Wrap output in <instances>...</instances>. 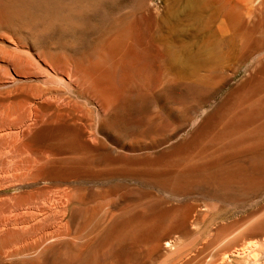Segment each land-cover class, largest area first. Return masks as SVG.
I'll list each match as a JSON object with an SVG mask.
<instances>
[{
    "label": "rangeland",
    "instance_id": "rangeland-1",
    "mask_svg": "<svg viewBox=\"0 0 264 264\" xmlns=\"http://www.w3.org/2000/svg\"><path fill=\"white\" fill-rule=\"evenodd\" d=\"M11 1L8 2V0H0V180L2 181H0V206H2L0 209L5 210L4 214L8 215L9 217H13V219L9 221L7 227L10 229H14V227H16L17 230L19 229L18 233L21 232L19 235L20 237H18L17 241L11 246H15V243H17L19 246L27 242H34L38 239H41L43 234L44 236H48L55 232H61L62 229L63 231L69 232V236L72 240L74 239V243L72 241L67 244V253L73 257V259L70 258V262L67 260L63 261L62 259V262H60L61 264H263L264 250L260 252L261 249H259L257 245L258 240L264 238V228L257 227V223L254 221L255 219H260L264 216V213H262L264 210V151L251 154H239L238 152H233L232 155L228 156H220L218 154L220 157L217 155L215 158L218 160L215 161L214 158H211L209 162L207 160L210 157H204L203 155H201V157H197L196 159L193 157L194 154L192 153V158H190L191 151L194 150V152H196L199 148L197 143H191L185 150L186 154L184 153L185 157L187 155L188 159H190L188 160L187 157H183L185 159L181 158L179 160H181V163H183V160L185 163H187L192 159L191 162L192 164L194 163V165H191V167L195 168V163L197 166L192 170H190L191 167L189 166L190 168H185L184 171H180L183 173V175L179 173V171L176 172V168H180L179 164H181L178 160L177 164L179 166L177 164V166L175 165L176 168L173 166L172 169L175 171H172L173 173L169 172V175L167 174L168 172L163 173L164 171H168L163 169L159 170L158 172H145L147 173L145 175L144 172H142L143 174H140L141 172H135V174L134 171L132 173H130V171L129 174L127 171L126 174L124 171L122 172L121 169H117L120 165L125 163V161L128 162V164L132 163L134 160L129 158L128 161L124 160L126 158L125 156L139 153L138 151L141 153L155 152L160 151L168 146L175 145V148L177 149L180 138L190 136L195 133L194 131L197 129L199 124L198 122L212 114L214 110L219 107V104L223 101L224 96L226 98L228 93L234 87L235 83L245 75V67L247 68L249 64L254 61L255 56H250L249 58L247 57L246 59H242V63L241 60H239L238 62L224 64L226 68L228 67L227 69L224 67V65H219V69L211 68L213 71H210V67L206 68L207 72H205L207 73V78L209 79L211 76V80H209V83L207 82L208 80L206 81L209 85L205 83V85L202 87L203 90L202 88L200 89V91L202 90L201 93L199 91L194 92L195 90L192 86H190V84H188V81L180 79L182 82L181 83L179 79H176L174 71L169 69L165 61L160 58L161 47L158 46L157 40L160 39L166 32L173 30L172 25L174 26L175 24L173 21H176L178 24L179 21L182 23L185 22V25L189 23L186 26H191L193 28L192 29L189 27L191 28L190 32H188V28L186 26L184 27V24L182 25L181 22L178 27L175 25L174 30L179 31L181 29L182 32L184 31L185 34L184 32H178L179 34H176V36H178L177 38L180 40H183L181 38H184V40L193 44L196 41V37H198L197 33L199 34V30L200 33L205 30L206 25L208 24L206 22L212 21L214 17L220 16L218 9L216 8L215 1L211 0V4L215 5L212 6L210 4V0H203L204 2H207V5L204 2H201L202 0H92L95 2L98 1L97 4H94L95 2H92L91 4V0H88L90 1V4L88 2V4H86L89 6V8L92 6V10L87 6L90 11L82 16L83 18L79 16V22L83 24L85 28V32H83L84 44H82L84 45V48L87 47V49L81 48V50L68 46L65 43L67 38L63 40L64 38L58 37L60 36L59 33L56 35L55 33L57 32L52 31V33L49 32L47 34V37L45 35L40 40V43L37 41V43L33 42L35 41L34 38L30 40V37H32L31 35L27 37V35L22 33L18 27L14 28L17 26L14 25L15 23H11L12 20L10 15H12V11L16 10V8L20 9L22 5L20 1ZM37 1L38 0H27V12L29 11V6L32 13L29 11L28 14L32 15L33 17H36V14L40 12L39 7H37ZM203 3L204 5L202 6ZM31 4H33V7ZM105 6L106 8H104ZM211 8H214L215 10ZM210 13V20H208L209 18L207 16ZM5 16H7V20H5ZM193 19L194 21L196 20V22H193L192 24L191 21H193ZM9 22L14 25L13 28ZM166 22H168V26H171L172 29H168L169 27L166 26ZM194 24L197 26L194 27ZM182 27L187 29L183 28V30ZM13 29H18L16 31L14 30L15 35L12 31ZM162 30L163 32H161ZM10 31L20 46H15L7 40V37L11 36ZM177 31L174 32L177 33ZM186 31L187 35L189 33L190 37H187ZM117 33H120V41L115 47L114 53L110 55L102 54V43L114 36H117ZM181 33L183 36H181ZM159 34L160 37H158ZM52 35L55 37V40ZM152 36H155L154 38H156L155 40L157 42L153 40ZM59 39H61V41ZM237 44L238 45H235L234 49L236 48L235 51L239 52L241 49V40L238 39ZM229 49L230 46L227 41L220 42V45L217 48V53L221 54L228 51ZM42 50L46 51L45 57L48 55L45 60L43 58L44 55L40 53ZM118 51H120V54H118ZM2 56L5 57L3 58ZM55 56H62L64 59L62 57L61 59L67 61L73 60L72 58H74L75 60H82L85 62L94 60V63L98 62L102 64L100 66L106 68L107 74L110 76L109 79L111 83L121 92L120 98L116 104L120 106H115L113 109L114 111L112 110L113 113L111 112L110 114L105 115L96 98L89 96L85 91H83L79 87L77 81L73 82V80L68 79L63 75L64 72L60 62L59 65L61 66L49 64L51 62L48 59H50V57H54L55 59ZM158 56L159 59L157 60ZM13 58L15 59L13 60ZM43 60L47 61V64L49 65L42 63ZM14 62H16L15 66ZM18 62H20V65ZM26 66L27 68H25ZM56 67H58V69ZM233 68L234 70H232ZM30 71H32V73H29ZM208 72L211 74H208ZM217 72H220L222 75L224 73V75L222 76ZM232 72L234 74H230ZM230 75H232L231 77L234 76L233 79L230 78ZM218 77L219 80H217ZM223 77L227 80L230 78L231 80L229 79L228 81L222 82L224 79ZM165 81L169 82L167 83ZM174 81L178 82L179 86L175 87L173 90H167L165 86ZM185 81L186 83H184ZM141 82H143V84ZM221 83L223 85H221ZM165 90L166 92H164ZM43 92L45 93L43 94ZM158 92H160V94ZM158 94L161 95V98ZM184 95H187L188 99L186 97L184 98ZM128 96L130 97L128 98ZM173 97L174 99H172ZM125 99H127L130 104H128ZM129 99H131V101H129ZM42 101L45 102L42 103ZM124 104L126 106H123ZM130 105H132L134 108H132ZM61 106L62 108H60ZM175 106H177V108H174ZM142 107L145 108L143 109ZM181 108H184L185 110H181ZM55 111H59L64 114L66 113L65 115L75 117L79 126L83 129L86 128V136L92 144L96 142V140H102L105 142V144H108L106 146L108 150L106 157H109L108 159L104 156L92 159V161L90 160L94 166H97V169L96 167L93 168V166H91L92 164L90 163V168L88 170L82 171L80 169L81 171H78L77 169V172L73 170L72 173L64 171L63 175H58L70 176L75 172L73 176L76 174L78 177H71L66 181L54 183L52 186V188L54 187L53 189H57L56 186L61 183L62 186H58L60 190L64 188H70L73 189L74 193H79L81 191L87 193L85 203L77 204L71 202L68 210H63L61 208H48V210L41 208V206L37 204L38 201L41 202L40 200H44L45 198L43 192H41L40 196L39 189L45 188L46 185H50V181H29L31 183L29 184L30 186L25 184L18 187V184H16L17 186L15 185V180L17 177L14 176L18 174L20 175V173L22 176H25V174L26 176H29L30 174L33 176L31 172H33L35 168H37L42 163L53 159L54 156H56L54 159L58 158L62 160V157L65 158L61 161V166L63 164L64 166L66 164L70 166V163L68 162L73 164L72 161L78 160L83 154H87L88 151H90L86 146L85 149L83 145V149L86 150L84 152L82 151L83 149L81 150L82 146H77L78 148L76 146L71 148L61 147L60 149H53V151H51L49 148L42 150H31L23 145L24 130L32 126L33 121L36 122V120L39 118H46ZM9 112H11L12 115H9ZM147 114H149L148 117H146ZM177 114L180 115L181 118H179ZM226 116H228V112H225L218 118V120H216L218 124ZM118 117L120 119H118ZM199 119L201 120L199 121ZM116 120H118L117 124ZM119 120L121 122L120 124ZM151 120L152 122H150ZM183 120H186L184 124L182 122ZM217 122H215V125L213 124V128L210 127V129L207 130V134L213 133L217 130L215 129ZM127 123L129 124L127 125ZM112 126H114V128H112ZM169 126L171 128H169ZM165 127L167 129H165ZM116 128L119 130L122 129V133H117ZM139 130L145 131L146 135L149 132V135H142L144 132L142 133V131L140 132ZM157 131L161 133V137L159 136L160 138L157 136L159 133L156 134ZM74 132L75 129L69 125H65L56 129V133L60 136H68ZM139 132L141 134H139ZM115 133L117 134L115 135ZM169 133H173L172 136ZM155 137L158 138L156 139ZM137 141H139V143H137ZM19 144L23 146H19ZM193 145L195 147L197 146L198 148H195ZM209 146L210 145H205L203 149V151L206 149V154L213 150V147L210 148ZM70 149L72 150L70 151ZM209 149L212 150L210 151ZM77 150L79 151V155L76 153ZM44 152H49L50 154L48 155ZM58 156H60V158ZM122 158L124 162H120L122 161ZM37 160H39L41 164L38 163L39 165H37ZM193 160L195 161L193 162ZM31 161L33 162L31 163ZM88 161H85L86 163L83 162L78 166H87V164L90 162ZM95 161L96 165L94 164ZM206 162H208L210 165ZM34 164L36 165L35 168L33 167ZM114 166L117 167V170L114 168ZM111 167L115 169L116 172H114L113 169L108 170ZM100 168L104 174L99 170ZM93 169H96V171H93ZM97 170H99L104 176L100 175V172ZM106 171L110 172L111 174L107 173ZM120 171L123 173V176L122 174H119ZM159 172L161 174H159ZM11 176H13L15 179ZM31 192L35 194H32ZM17 193L31 194L33 196L32 199H34L35 195L37 194V198L40 200L37 199L38 201L36 202L35 198V203L33 204L29 203L27 205H23V207L21 206V208L20 206L15 207L11 197ZM111 200H114L115 205L113 204L112 207L110 205L112 209H109L114 213H119L122 211L121 209L135 208L138 210L134 217L125 221L126 224L125 222L123 223V226L126 225L125 230H128L131 227L130 225H139V223L143 222V220L145 221L144 223H147L148 225L154 220V222H156L158 225V231L168 224L171 217L177 212L178 213L176 215L178 218L172 223L170 230L168 228L165 233L154 232L153 236H147L144 233L146 230H148L147 226L143 229L144 231H141L144 233L143 236H145V238L150 237L148 240L142 238L138 239V241H136L137 244H133L129 240H124L119 244L120 246H118L111 240L112 234L110 233L113 231L112 225H108V227H106L107 229L104 230L106 225L104 226L97 220L99 215H102L101 207L98 205V203H106V201L108 203ZM6 204L9 205L7 206ZM5 206L8 208L5 209ZM115 209L120 210L118 212ZM258 209L261 212L258 211L259 213H257L256 211ZM23 211H25V213ZM55 211L57 213H55ZM20 212H22V217H19ZM24 214H28V216H25ZM154 217L156 218V221ZM179 217L184 220V222L181 220L182 224ZM20 218L23 219V222L22 219L20 220ZM136 218H139L142 221L139 219H137L139 220L137 221ZM253 219L254 221H252ZM146 220L149 221L147 222ZM186 222L187 224H184ZM127 223L130 227H128ZM183 224L186 225L187 228H184L185 226ZM38 226L39 229L37 228ZM96 226L100 227L95 229V231L99 229V232H93V229ZM184 229L187 231L185 230L183 233ZM27 232H29V234H26ZM252 232L253 234H251ZM157 233L159 234L158 236H156ZM22 234L23 236H21ZM105 236L107 237L106 240ZM151 237L155 239L153 240ZM150 239L151 243L149 241ZM168 240H171L170 245L162 252L151 253L147 250L154 249L156 247L154 244H165V242ZM250 241H252L251 244ZM82 244H84V246ZM255 244L256 246L254 247ZM256 247L258 248L257 251ZM76 255L78 257H76ZM259 256L261 258H259ZM20 262L21 261L16 259H0V264H26L24 262Z\"/></svg>",
    "mask_w": 264,
    "mask_h": 264
},
{
    "label": "bare ground",
    "instance_id": "bare-ground-1",
    "mask_svg": "<svg viewBox=\"0 0 264 264\" xmlns=\"http://www.w3.org/2000/svg\"><path fill=\"white\" fill-rule=\"evenodd\" d=\"M11 0H8V2ZM14 1H20L22 3H20L21 8H16V10L12 11V15L11 16V20L9 18V20L11 21V23H15L14 25H17L14 27L13 24L12 28H16L18 27V29L24 33L25 35L28 36H32L30 37V40L32 38L35 39V41L33 42H39L40 40L49 32H57L55 33L56 35L59 33L60 36H58L59 38L62 37L64 38L63 40H65V38H67V41L65 42L68 46L74 47L75 49H79L81 50V48H84V34L83 32H85V28L83 26V24H81L79 21V16H84L88 11H90L89 9H91V7L89 8V6L87 5L90 1L88 0H38V6L39 7V13L36 14L37 16L33 17L32 15H29L28 12L30 11V7L28 6V12L26 9L27 6V0H14ZM105 1V0H104ZM207 1V0H206ZM204 2L203 0L201 2H204L205 4L207 2ZM211 1V0H210ZM209 1V2H210ZM215 1L216 3V8L218 9V12L220 14L219 17H214V19H212V21L206 22L208 23L206 25V28L204 31H202L200 33L199 30V34L197 33L198 37H196V41L191 44L189 42H187L186 40H184V38H181L183 40H180L179 38H177L178 36H176V34H179L180 32H182V30L180 29L179 31L174 30L175 29V25H177V27L180 25L176 22L173 21L174 26L173 30L166 32L165 34L162 35V37L160 39H158V46L161 47V52H160V58H162L166 65L168 66L169 69H171L172 71H174V74L176 76V79H183L188 81V84H190V86L193 87V89L196 91H199L202 93L203 90V86L205 85V83H209V80H211V76L208 79L207 78V70L206 68L210 67V71H213L211 68H218L219 65H224L226 63H234V62H238L239 60H241L242 63V59H246L247 57L249 58L250 56H255L254 61L249 64V66L246 68L245 67V75L235 83L234 87L232 88V90L228 93V96L224 99L223 101L219 104V107L217 109L214 110V112L212 114H210L209 116H207L204 119H199L200 122H198V126L196 131H194L195 133L193 135L190 136H186L183 138H180L178 145H177V149L175 148V146H168L160 151H155V152H144L141 153L140 151H138L139 153H134L131 154L130 156H125L126 158L124 160H134L132 163H129L125 161V163H123L122 165H120L118 168L116 166H114V168L116 169H121L122 172L124 171V173H126L128 171L132 173L134 171L135 172H141L140 174H143L142 172H144V175L147 174L148 172H153L156 171L158 172L159 170L163 169V170H168V171H164L168 172L167 174L169 175V172L173 171V166L176 168L177 164V160L180 161L181 163V158L185 157L186 154V148L191 144V143H197V147L198 150L196 152L191 151L190 154V158H192V155L194 154V158L197 159V157H201V155H203L204 157H210L207 161H209L211 158H216L217 155L219 154L220 156H228V155H232V153L234 152H238L239 154H251V153H256V152H263L264 151V0H212ZM212 1L210 2V4L212 3ZM88 2V3H87ZM92 1L91 0V4ZM35 3V2H34ZM87 3V4H86ZM97 2H95L94 4H97ZM204 3L202 4V6L204 5ZM12 4V1H11ZM10 4V5H11ZM90 4V3H89ZM33 7V4H31ZM207 5V4H206ZM212 5V4H211ZM19 6V5H18ZM88 6V8H87ZM114 6V4H113ZM199 6V5H198ZM215 6V5H212ZM210 7V6H209ZM14 8V9H15ZM36 8V7H35ZM97 8V7H96ZM106 8V6L104 7ZM98 9V8H97ZM158 9V8H157ZM213 10H215L214 8H211ZM7 10V8H6ZM37 10V9H36ZM92 10V9H91ZM30 13H32V11H30ZM106 13V10H105ZM213 13V12H212ZM3 14V13H2ZM35 14V13H34ZM5 15V14H3ZM104 16V15H103ZM211 16V13L207 16L208 18ZM7 16H5V20ZM4 18V17H3ZM83 18V17H82ZM81 18V19H82ZM204 19V18H203ZM105 20V19H104ZM210 20V18L208 19ZM170 21V22H171ZM192 24L193 22H196V20L191 21ZM200 22V21H199ZM144 23V22H143ZM166 26H168V22H166ZM172 23V22H171ZM177 23V24H176ZM182 23V22H181ZM185 23V22H184ZM182 23V25L184 24ZM98 24V23H97ZM189 23H187L186 25H188ZM170 25V24H169ZM181 25V26H182ZM185 24L183 25L184 27L186 26ZM99 26V25H98ZM142 26V25H141ZM164 26V25H163ZM162 26V27H163ZM197 26L196 24H194V27ZM199 26V25H198ZM112 27V26H111ZM170 29L171 26H168ZM182 27V29L184 28ZM187 27V26H186ZM191 27V26H189ZM188 28V32H190L191 28ZM205 27V26H204ZM99 28V27H98ZM136 28V27H135ZM184 28V29H187ZM16 29V30H18ZM119 29V27H118ZM161 29V28H160ZM172 29V28H171ZM178 29V28H177ZM183 29V30H184ZM193 29V28H192ZM207 29V30H206ZM15 29H13L12 31L14 32ZM15 30V31H16ZM140 31V29H139ZM160 31V30H158ZM174 31H177L174 32ZM187 31H186V35H187ZM9 32V31H8ZM19 32V31H18ZM51 32V33H52ZM163 32V30L161 31ZM179 32V33H178ZM184 32V31H183ZM182 32V33H183ZM11 36L7 37V40L9 42H11L13 45L15 46H20V44L17 43V41L15 40L14 36L12 35V32L10 31ZM181 33V34H182ZM192 33V32H191ZM8 34V33H7ZM23 34V35H24ZM118 34V33H117ZM120 34V33H119ZM119 34L117 36H114L110 39H108L107 41H104L102 43V54H113L115 47L118 45L119 41H120V37ZM161 34V33H160ZM160 34L158 37H160ZM185 34V32H184ZM15 35V32H14ZM22 35V36H23ZM114 35V34H113ZM158 35V32H157ZM191 35V34H190ZM196 35V34H195ZM21 36V37H22ZM51 36V34H50ZM53 36V35H52ZM183 36V34L181 35ZM185 36V35H184ZM192 36V35H191ZM57 37V38H58ZM109 37V36H108ZM153 37V36H152ZM155 37V36H154ZM153 37V40H155L156 38ZM157 37V38H158ZM187 37L189 36V33L187 35ZM194 37V38H195ZM54 40L55 37L53 36ZM146 38V37H145ZM18 39V38H17ZM105 39V38H104ZM187 39V38H186ZM241 40V45H240V50L239 52H236L234 47L237 44V41ZM61 41V39H59ZM58 40V41H59ZM43 41V40H42ZM56 41V42H58ZM156 41V40H155ZM156 41V42H157ZM194 41V40H193ZM227 41L229 43L230 49L224 53L218 54L217 53V48L220 45V42H224ZM36 42V43H37ZM147 42V41H146ZM154 42V41H153ZM21 43V42H20ZM27 43V41H26ZM64 43V42H63ZM83 43V44H82ZM155 43V42H154ZM42 44V43H41ZM60 45V44H59ZM58 45V46H59ZM23 46V45H22ZM148 46V45H147ZM154 46V45H153ZM156 46V45H155ZM5 48V47H4ZM22 48V47H21ZM44 48V47H43ZM158 48V47H156ZM84 49H87V47H85ZM1 50V49H0ZM238 50V49H237ZM142 51V50H141ZM92 52V51H91ZM120 54V51H118ZM158 52V51H157ZM156 52V53H157ZM41 54L44 55V60L46 55V51L42 50L40 52ZM150 53V52H149ZM220 53V52H219ZM9 54V53H8ZM79 54V53H78ZM153 54V53H152ZM158 54V53H157ZM42 55V56H43ZM108 55V56H109ZM35 56V55H34ZM50 56V55H49ZM69 56V55H68ZM116 56V55H115ZM156 56V55H155ZM3 57V56H2ZM5 57V56H4ZM3 57V58H4ZM56 57V56H55ZM59 57V56H57ZM55 58L54 57H50V62L48 61L49 64H53V65H62V69L64 72V76L68 79H71L74 81H77L79 87L85 91L89 96L96 98L97 101L99 102L101 109L103 111V113L105 115H108L112 112V110L114 109L115 106H120V105H116L119 98H120V91L111 83L108 74H107V70L105 67H101L100 63H94L93 61H82V60H75L74 58H72L73 60H63L64 57H62L63 59H61V57L59 58ZM87 57V56H86ZM89 57V56H88ZM11 58V57H10ZM71 58V57H69ZM114 58V57H113ZM154 58V56H153ZM15 58H13L14 60ZM36 59V58H35ZM67 59V58H66ZM119 59V58H118ZM159 59V56L157 58V60ZM30 60V59H29ZM41 60V58H40ZM42 61V63L47 64V61ZM114 60V59H113ZM149 60V59H148ZM144 61V60H143ZM244 61V60H243ZM17 62V60H16ZM16 62H14V66L16 65ZM41 62V61H39ZM114 62V61H113ZM116 62V61H115ZM159 62V61H158ZM9 63V62H8ZM20 62H18L19 64ZM240 63V64H241ZM17 64V65H18ZM99 66H98V65ZM150 64V63H149ZM20 65V64H19ZM59 65V66H61ZM120 66V65H119ZM242 66V65H240ZM17 67V66H16ZM19 67V66H18ZM51 67V66H50ZM53 67V66H52ZM222 67V66H221ZM225 67V65H224ZM27 68V66L25 67ZM54 68V67H53ZM52 68V69H53ZM58 69V67H56ZM102 68V69H101ZM109 68V67H108ZM220 68V66H219ZM218 68V69H219ZM226 68V67H225ZM228 68V67H227ZM226 68V69H227ZM238 68V67H237ZM31 69V68H29ZM33 69V68H32ZM55 69V68H54ZM60 69V67H59ZM217 69V70H218ZM240 69V68H239ZM238 69V71H239ZM138 70V69H137ZM234 70V68L232 69ZM244 70V69H243ZM54 71V70H53ZM61 71V70H60ZM110 71V70H109ZM108 71V72H109ZM125 71V70H124ZM162 71V70H161ZM206 71V72H205ZM221 71V69H220ZM237 71V70H236ZM57 72V71H56ZM55 72V73H56ZM165 72V70H164ZM167 72V71H166ZM227 72V71H226ZM234 72V71H233ZM230 73V74H234V73ZM29 73H32V71H30ZM53 73V72H52ZM134 73V72H133ZM158 73V72H157ZM168 73V72H167ZM166 73V74H167ZM171 73V72H170ZM169 73V74H170ZM218 73V72H217ZM244 73V72H243ZM242 73V74H243ZM111 74V73H110ZM109 74V75H110ZM131 74V73H130ZM168 74V75H169ZM208 74H211L208 72ZM218 74H221L220 72ZM222 75V74H221ZM219 75V76H221ZM224 75V73H223ZM222 75V76H223ZM24 76V75H23ZM173 76V75H172ZM174 76V77H175ZM209 76V75H208ZM232 75H230V78L233 79V77H231ZM170 77V76H169ZM224 78V77H223ZM229 78V79H230ZM106 79V80H105ZM164 79V78H163ZM172 79V78H171ZM170 79V80H171ZM225 79V78H224ZM222 80V82L228 81L227 79ZM70 80V81H71ZM142 80V79H141ZM182 80V81H183ZM208 80V81H207ZM219 80V77L218 79ZM231 80V79H230ZM186 81L184 83H186ZM207 81V82H206ZM133 82V81H132ZM167 82V81H165ZM169 82V81H168ZM167 82V83H168ZM181 82V80H180ZM211 82V81H210ZM231 82V81H230ZM76 83V82H75ZM143 84V82H141ZM166 83V84H167ZM182 83V82H181ZM207 83V85H209ZM140 84V83H139ZM141 84V85H142ZM161 84V83H160ZM164 84V85H166ZM226 84V83H225ZM224 84V86H225ZM116 85V84H115ZM206 85V86H207ZM211 85V83H210ZM221 85H223L221 83ZM179 83L178 82H171L169 84H167L165 86V88L167 90H173L175 87H178ZM183 86V85H182ZM189 86V85H188ZM205 86V87H206ZM209 87V86H208ZM229 87V85H228ZM146 88V87H145ZM184 88V87H183ZM202 88V90L200 91V89ZM120 89V88H119ZM209 89V88H208ZM38 90V89H37ZM156 90V89H155ZM185 90V89H184ZM36 91V90H35ZM52 91V90H51ZM166 92V90L164 91ZM192 92V91H191ZM45 92H43L44 94ZM50 93V92H49ZM160 94V92H158ZM185 93V91H184ZM31 94V93H30ZM29 94V95H30ZM158 94V95H159ZM166 94V93H163ZM162 94V96H163ZM32 95V94H31ZM39 95V94H38ZM157 95V94H156ZM169 95V94H168ZM192 95V94H191ZM196 95V94H195ZM201 95V94H200ZM227 95V94H226ZM122 96V95H121ZM124 96V94H123ZM161 95H159L160 97ZM170 96V95H169ZM168 96V97H169ZM182 96V95H181ZM130 96H128L129 98ZM152 97V96H151ZM158 97V99H159ZM165 97V96H164ZM187 98V95H184V98ZM189 97V96H188ZM125 98V97H124ZM127 98V97H126ZM153 98V97H152ZM161 98V97H160ZM167 98V97H166ZM180 98V97H179ZM183 98V97H182ZM170 99V97H169ZM174 99V97L172 98ZM188 99V98H187ZM200 99V98H199ZM54 100V99H53ZM124 100V99H123ZM127 101V99H125ZM133 100V98H132ZM141 100V99H140ZM139 100V101H140ZM156 100V99H155ZM183 100V99H182ZM186 100V99H185ZM191 100V98H190ZM23 101V100H22ZM129 101H131V99H129ZM173 101V100H172ZM184 101V100H183ZM199 101V100H198ZM36 102V101H35ZM38 102V101H37ZM40 102V101H39ZM45 101H42V103ZM48 102V101H47ZM128 102V101H127ZM136 102V101H135ZM157 102V101H156ZM49 103V102H48ZM134 103V102H132ZM51 104V103H50ZM120 104V103H119ZM123 104V102H122ZM127 104V103H125ZM123 106H126V105ZM128 104H130L128 102ZM147 104V103H146ZM167 104V102H166ZM174 104V103H173ZM190 104V103H189ZM78 105V104H77ZM134 105V104H133ZM196 105V104H195ZM23 106V105H21ZM43 106V105H42ZM132 108H134L132 105H130ZM129 106V107H130ZM145 106V105H144ZM149 106V104H148ZM152 106V104H151ZM37 107V106H36ZM65 107V106H64ZM139 107V106H138ZM154 107V106H153ZM157 107V106H156ZM172 107V106H171ZM183 107V106H182ZM190 107V106H189ZM62 108V106L60 107ZM125 108V107H124ZM128 108V107H127ZM143 108V107H142ZM145 108V107H144ZM143 108V109H144ZM150 108V107H149ZM174 108H177V106H175ZM55 109V108H54ZM179 109V108H178ZM185 110L184 108H181V110ZM190 109V108H189ZM193 109V108H192ZM10 110V109H9ZM8 110V111H9ZM39 110V109H38ZM131 110V108H130ZM137 110V108H136ZM196 110V108H195ZM11 111V110H10ZM114 111V110H113ZM20 112V111H19ZM39 112V111H38ZM37 112V113H38ZM172 112V111H171ZM188 112V111H187ZM225 112H228V116L224 117L222 119V121L218 124V122L216 120H218V118L224 114ZM28 113V112H27ZM49 113V112H48ZM51 113V112H50ZM113 113V112H112ZM173 113V112H172ZM11 114V112H9V115ZM66 114V113H65ZM64 113H61L59 111H55L52 114L48 115L46 118H39L38 120H36V122L33 121L32 126H30L28 129L24 130L23 136H24V141H23V145L26 148H29L31 150H42L45 148H49V150L51 149V151L56 150V149H60L61 147L63 148H71L74 146H85L87 148H89L90 151H88L87 154H83L81 158H79L78 160L72 161L73 164H71V162L68 166L67 164L64 166V164L61 166V161L64 160L65 158L62 157L63 159H53L51 160H47L44 163H40L39 160H37V165H39L38 163H40L41 165H39L37 168H35V164H34V168L35 170H33V172H31L33 174V176L29 175V176H22L21 173L20 175H16L14 177L16 178V184H18L19 186L22 185H27L30 186L29 184H31L29 181L33 182V181H50V185H46L45 188H41L39 189L40 192V196H41V192L44 193V200H40L39 198H37V194L35 195L34 199L37 202L39 199L41 202H37V204L39 206H41V208L43 209H57V208H61L63 210H68V207L70 205L71 202L77 203V204H81V203H85V199H86V192H79V193H74L73 189L70 188H64L62 190H60L58 188V186H62L61 183L56 186L57 189H53L52 186L54 183H58V182H62V181H66L67 179L71 178V177H78L73 176L75 172H77L76 170L78 169V171L81 169L83 170H88L90 168V163L92 161V159L95 158H99V157H104L107 158V154H108V150H107V145L105 144L104 141L102 140H96V142H94L93 140V144L88 140V137L86 136L87 131L86 128L83 129L79 126V124L77 123L78 121H76L75 117L73 116H69V115H65ZM68 114V113H67ZM176 114V113H175ZM187 114V113H186ZM185 114V115H186ZM12 115V114H11ZM40 115V114H39ZM153 115V114H152ZM178 115V114H177ZM110 116V115H109ZM121 116V115H120ZM128 116V115H127ZM133 116V115H132ZM149 114L146 115V117H148ZM154 116V115H153ZM129 117V116H128ZM127 117V118H128ZM179 118L180 115H178ZM203 117V116H202ZM37 118V116H36ZM107 118V117H105ZM116 118V117H115ZM118 119H120L118 117ZM150 119V118H149ZM109 120V119H108ZM106 120V121H108ZM111 120V119H110ZM113 120V119H112ZM16 121V120H15ZM104 121V120H103ZM114 121V120H113ZM116 124L118 123V120H116ZM181 121V120H180ZM186 120H183V124ZM102 122V121H101ZM115 122V121H114ZM148 122V121H147ZM152 122V120L150 121ZM181 122V123H182ZM215 122H217V126H215L217 129L216 131H214L213 129V133L207 134V130L210 129V127H214ZM25 123V122H24ZM23 123V124H24ZM32 123V122H31ZM110 123V122H109ZM120 120H119V124H120ZM123 123V122H122ZM89 124V123H88ZM93 124V123H92ZM99 124V123H98ZM106 124V123H105ZM104 124V125H105ZM115 124V125H116ZM129 123H127L128 125ZM148 124V123H147ZM153 124V123H152ZM182 124V125H183ZM214 124V125H213ZM65 125H69L72 128L75 129L74 133L69 134L68 136H60L59 134L56 133V129L65 126ZM114 125V124H112ZM123 125V124H122ZM150 125V123H149ZM162 125V124H161ZM213 125V126H212ZM99 126V125H98ZM106 126V125H105ZM118 126V125H116ZM115 126V127H116ZM137 126V125H136ZM164 126V125H163ZM176 126V125H175ZM89 127V126H88ZM92 127V125H91ZM107 127V126H106ZM109 127V126H108ZM93 128V127H92ZM112 128H114V126H112ZM126 128V126H125ZM169 128H171L169 126ZM176 128V127H175ZM211 128V129H212ZM62 129V128H61ZM89 129V128H88ZM87 129V130H88ZM111 129V128H110ZM146 129V128H145ZM151 129V128H150ZM162 129V128H161ZM165 129H167L165 127ZM183 129V128H181ZM60 130V129H59ZM105 130V128H104ZM117 133L121 134L122 133V129H117ZM122 130V131H121ZM125 130V129H124ZM160 130V129H159ZM110 131V130H109ZM140 132L142 131V133L144 132V134L142 135H146L145 131L143 130H139ZM179 131V130H177ZM92 132V131H90ZM100 132V130H99ZM130 132V130H129ZM139 132V134H141ZM169 132V131H168ZM63 133V132H62ZM115 133V135L117 134ZM159 131H157L156 134H158ZM171 133V130H170ZM169 133V134H170ZM174 133V132H173ZM172 133V134H173ZM14 134V133H13ZM11 134V135H13ZM118 134V135H119ZM163 134V133H162ZM165 134V133H164ZM172 134H170L172 136ZM176 134V133H175ZM93 135V134H92ZM102 135V134H101ZM149 135V132L148 134ZM146 135V136H147ZM161 135V133H159L157 136L159 137ZM166 135V134H165ZM175 136V135H174ZM177 136V135H176ZM157 137V138H158ZM161 137V136H160ZM159 137V138H160ZM156 138V137H155ZM156 138V139H157ZM163 138V137H162ZM166 138V137H164ZM174 138V137H171ZM177 138V137H176ZM168 139V138H167ZM104 140V139H103ZM140 140V139H139ZM155 140V139H154ZM164 140V139H163ZM173 140V139H172ZM16 141V140H15ZM131 142V141H130ZM156 142V141H155ZM173 142V141H172ZM132 143V142H131ZM136 143V142H135ZM137 143H139V141H137ZM134 144V143H133ZM21 144H19L20 146ZM21 145V146H23ZM132 145V144H131ZM205 145H210L209 147L212 148L213 150L211 151L210 149V153L206 154V149L203 151ZM83 146L81 147V150L83 149ZM137 146V145H136ZM139 146V145H138ZM194 146V145H193ZM134 147V145H133ZM179 147V150H178ZM195 147V146H194ZM195 147V148H196ZM18 148V147H16ZM78 148V147H77ZM110 148V147H109ZM108 148V149H109ZM143 148V147H142ZM145 148V147H144ZM193 148V147H192ZM86 149V148H85ZM130 149V148H129ZM141 149V148H140ZM208 149V146H207ZM16 150V149H15ZM68 150V149H67ZM72 149H70L71 151ZM135 150V149H133ZM153 150V149H152ZM177 150V151H176ZM25 151V149H24ZM65 151V149H64ZM83 152L86 150H82ZM81 151V152H82ZM68 152V151H67ZM117 152V151H116ZM134 152V151H133ZM190 152V150H189ZM205 152V153H204ZM46 153V152H44ZM73 153V152H72ZM76 153L78 154L79 151L77 150ZM86 153V152H85ZM111 153V152H110ZM131 153V151H130ZM185 153V154H184ZM193 153V154H192ZM46 154H50L49 152ZM45 154V156H46ZM63 154V152H62ZM65 154V152H64ZM115 154V153H114ZM119 154V153H118ZM27 155V154H26ZM66 155V154H65ZM73 155V154H72ZM79 155V154H78ZM117 155V154H116ZM122 155V154H121ZM126 155V154H125ZM218 155V156H219ZM42 156V155H41ZM43 156V157H45ZM114 156V155H113ZM123 156V155H122ZM219 156V157H220ZM26 157V156H25ZM60 158V156H58ZM66 157V156H65ZM71 157V156H70ZM187 159L188 156L186 155ZM185 157V158H186ZM42 158V157H41ZM68 158V157H67ZM109 158V157H108ZM107 158V159H108ZM113 158V157H112ZM129 158V159H128ZM183 158V159H185ZM189 158V159H190ZM227 158V157H226ZM50 159V158H49ZM104 159V158H102ZM101 159V160H102ZM118 159V158H117ZM182 159V160H183ZM188 159V160H189ZM204 159V158H203ZM207 159V158H205ZM220 159V158H219ZM223 159V158H221ZM225 159V158H224ZM90 162H89V161ZM105 160V159H104ZM123 158L122 161L120 162H124ZM187 160V161H188ZM218 159H215V161ZM85 161H88L87 166L84 165V167H80L83 165L78 166L81 163H86ZM186 161V162H187ZM192 161V159H191ZM191 161H188L187 163L184 162L179 164L180 168L177 167L176 168V172L179 171V173H181L180 171H184L185 168L188 169L191 167V165L193 166L194 163L192 164ZM195 160H193L194 162ZM33 161H31L32 163ZM36 162V160H35ZM113 162V161H112ZM131 162V161H130ZM198 162V161H196ZM210 162V161H209ZM24 163V162H23ZM96 163V161L94 162V164ZM185 163V164H184ZM208 163V162H206ZM16 164V163H15ZM18 164V163H17ZM92 164V163H91ZM106 164V163H105ZM112 164V163H111ZM177 164V165H176ZM184 164V165H182ZM209 164V163H208ZM21 165V164H20ZM72 165V166H71ZM96 165V164H95ZM114 165V164H113ZM112 165V167H113ZM176 165V166H175ZM178 165V166H179ZM210 165V164H209ZM253 165V164H252ZM93 166V168L97 166H94L93 164L91 165ZM110 166V165H109ZM108 166V167H109ZM190 166V167H189ZM196 163H195V168H196ZM234 166V165H233ZM242 166V165H241ZM21 167V166H20ZM30 167V166H29ZM28 167V169H29ZM109 168L113 169V168ZM199 167V166H198ZM206 167V166H205ZM204 167V168H205ZM238 167V166H237ZM255 167V166H254ZM15 168V166H14ZM24 168V166H23ZM33 168V169H34ZM103 168V167H102ZM171 168V170H170ZM193 167H191L190 170L195 169ZM215 168V167H214ZM96 169L93 171H96ZM113 169L114 172H116V170ZM224 169V168H223ZM71 170V172H70ZM73 170L75 171L72 175L68 176V175H64V176H58V175H63V172H69L72 173ZM80 170V171H81ZM92 170V168H91ZM101 171V168L99 169ZM97 170V171H99ZM103 170V169H102ZM170 170V171H169ZM260 170V169H259ZM92 171V172H93ZM99 171V172H100ZM105 171V170H104ZM175 171V170H174ZM173 171V172H174ZM188 171V170H186ZM204 171V170H203ZM258 171V170H256ZM86 172V171H85ZM91 172V171H89ZM102 172V171H101ZM100 175H103L104 172L101 173ZM107 172V171H106ZM120 171L119 174L123 173ZM147 172V173H145ZM161 172V171H160ZM159 172V174H161ZM172 172V173H173ZM62 173V174H61ZM83 173V172H82ZM96 173V172H94ZM98 173V172H97ZM110 173V172H107ZM185 173V172H184ZM65 174V173H64ZM68 174V173H66ZM79 174V173H78ZM106 174V173H105ZM111 174V173H110ZM127 174V173H126ZM136 174V173H135ZM152 174V173H151ZM154 174V173H153ZM183 175V173H181ZM187 174V173H186ZM47 175H54V176H47ZM57 175V176H56ZM134 175V174H133ZM166 175V174H164ZM180 175V174H179ZM260 175V174H259ZM91 176V175H90ZM89 176V177H90ZM104 176V175H103ZM126 176V175H125ZM193 176V175H192ZM12 178H14L13 176H11ZM101 177V176H100ZM8 178V176H7ZM6 178V180H7ZM188 178V177H186ZM10 179V178H9ZM15 179V178H14ZM168 179V178H167ZM13 180V179H12ZM10 180V181H12ZM162 180V179H161ZM1 181V180H0ZM165 181V180H164ZM2 182V181H1ZM73 182V181H72ZM184 182V181H183ZM38 184V183H36ZM35 184V186H36ZM43 184V183H42ZM184 184V183H182ZM14 185V184H13ZM40 185V184H39ZM12 186V184H11ZM17 186V185H16ZM15 186V187H16ZM33 186V185H32ZM74 187V186H73ZM72 187V188H73ZM21 188V187H20ZM29 188V187H28ZM33 188V187H32ZM77 189V188H76ZM81 189V188H80ZM86 189V188H85ZM37 190V189H36ZM29 191V190H28ZM31 191V190H30ZM84 191V190H83ZM87 191V190H86ZM36 192V191H35ZM78 192V191H76ZM32 193V192H31ZM38 193V192H37ZM35 194V193H32ZM43 196V197H44ZM12 201L13 204L16 206H21L23 207V205H27V204H33L35 203L33 196L31 194H15L12 197ZM32 199V200H31ZM1 201V200H0ZM3 201V200H2ZM34 201V202H32ZM123 201V200H122ZM118 202V201H117ZM119 203V202H118ZM145 203V202H143ZM142 203V204H143ZM114 204V200H111L107 203L104 202H99L98 205L101 207V213L102 215H99V218L97 219L99 222H101V224H103L104 230H106L108 227V225H112V237L111 240L117 244L118 246H120L119 244L124 241V240H129L130 242H132L133 244H137L136 241H138V239H149L150 237L145 238V236H143V234L145 233L147 236H153V233L158 232V233H165L166 230L169 228H171L172 223L175 221V219L178 218V216L175 214L174 216L171 217L170 221L168 222V224H166L161 230L159 229L157 231V223L153 221H151L150 219V224L148 225L147 223L145 224L144 220L143 222H140L139 225L138 224H133V225H128V227H130L128 230H125V226H123V223L127 220V219H131L132 217L135 216V213L138 212L137 209L132 208V209H121L122 211L119 212L118 207L117 210L119 213H114L113 211H111L109 208L112 207V205ZM4 205V204H2ZM7 205V204H6ZM9 205V204H8ZM7 205V206H8ZM111 205V207H110ZM115 205V204H114ZM5 206V209H7L8 207ZM31 206V205H30ZM37 206V207H39ZM2 206H0L1 208ZM12 207V206H11ZM14 207V208H15ZM114 207V206H113ZM123 207V206H122ZM121 207V208H122ZM125 207V206H124ZM145 207V206H144ZM115 208V207H114ZM4 209V208H3ZM112 209V208H111ZM261 209V208H259ZM259 209L256 211L257 213L261 212L259 211ZM10 210V209H8ZM49 210V209H48ZM5 210H1L0 209V259H16L19 260L21 262H24L26 264H61L60 262L63 261H69L71 259H73V257H71L68 253H67V244L69 242H72L73 240L70 238L69 236V232L67 231H63L61 229V232L59 231L58 233H52L48 236H43L41 237V239H38L34 242H30V243H25L23 245H19L17 243H15V246H11L14 242L17 241V238L20 237L19 235L21 234V232L18 233L19 229L17 230L16 227H14V229H10L8 228V224L9 221L13 219V217H9L8 215L4 214ZM16 211V210H15ZM254 211V212H255ZM259 211V212H258ZM12 212V211H11ZM17 212V211H16ZM25 213V211H23ZM60 212V211H59ZM252 212V211H251ZM250 212V213H251ZM34 213V212H33ZM32 213V214H33ZM55 213H57L55 211ZM144 213V212H143ZM184 213V212H183ZM193 213V212H192ZM249 213V214H250ZM256 213V214H257ZM264 213V210L263 212ZM18 214V213H17ZM20 216L22 217V212L19 213ZM186 214V213H185ZM25 215V214H24ZM36 215V214H35ZM61 215V214H60ZM16 216V215H14ZM25 216H28L25 215ZM30 216V214H29ZM88 216V215H87ZM253 216V215H251ZM17 217V216H16ZM15 217V218H16ZM18 217V218H19ZM34 217V215H33ZM49 217V215H48ZM51 217V216H50ZM60 217V216H59ZM84 217V216H83ZM159 217V216H158ZM162 217V216H161ZM192 217V216H191ZM255 217V216H254ZM11 218V219H10ZM24 218V217H23ZM31 218V217H30ZM44 218V217H43ZM47 218V217H46ZM45 218V219H46ZM155 218V217H154ZM152 218V219H154ZM180 221L183 220L181 217ZM189 218V217H188ZM250 218V217H249ZM257 218V217H256ZM22 218H20L21 220ZM34 219V218H33ZM56 219V218H55ZM139 218H136V220ZM190 219V218H189ZM18 220V219H17ZM16 220V221H17ZM35 220V219H34ZM47 220V219H46ZM59 220V219H58ZM140 220V219H139ZM137 220V221H139ZM148 220V221H149ZM191 220V219H190ZM41 221V220H39ZM130 221V220H128ZM142 221V220H140ZM147 221V220H146ZM147 221V222H148ZM156 221V218H155ZM187 221V220H186ZM189 221V220H188ZM254 221V219L252 220ZM12 222V221H11ZM10 222V223H11ZM23 222V219H22ZM67 222V221H66ZM65 222V223H66ZM73 222V221H72ZM184 222V220H183ZM257 223V227L259 228H264V216L261 217L260 219H255V221ZM37 223V222H36ZM43 223V222H42ZM51 223V222H50ZM143 225H142V224ZM156 223V224H155ZM191 223V222H190ZM189 223V224H190ZM250 223V222H249ZM67 224V223H66ZM126 224V222H125ZM130 224V223H129ZM145 224V225H144ZM182 224V221H181ZM184 224H187L184 223ZM183 224V225H184ZM248 224V223H247ZM38 225V224H37ZM60 225V224H59ZM252 225V224H251ZM30 226V225H29ZM35 226V225H34ZM50 226V225H49ZM95 226V225H94ZM148 226V230H146V232H142L144 231L143 229L146 228ZM184 228H187L186 225H184ZM26 227V226H25ZM43 227V226H42ZM48 227V226H47ZM126 227V228H128ZM141 227V228H140ZM177 227V226H176ZM249 227V226H248ZM12 228V227H11ZM16 228V229H15ZM39 229V226L37 227ZM60 228V227H59ZM71 228V227H70ZM96 228H100L98 226H96L93 230V232H97L95 231ZM25 229V228H24ZM37 229V231H38ZM43 229V228H42ZM56 229V228H55ZM102 229V228H101ZM110 229V228H109ZM108 229V230H109ZM182 229V228H181ZM180 229V230H181ZM244 229V228H243ZM34 230V229H33ZM32 230V231H33ZM142 230V231H141ZM186 229L183 230V233ZM189 230V229H188ZM100 231V230H99ZM98 231V232H99ZM187 231V230H186ZM190 231V230H189ZM245 231V229H244ZM259 231V230H258ZM25 232V231H24ZM104 232V231H103ZM71 233V232H70ZM108 233V232H107ZM156 234V236H158L159 234ZM179 233V232H178ZM182 233V234H183ZM26 234H29V232H27ZM34 234V233H33ZM32 234V235H33ZM99 234V233H98ZM253 234V232L251 233ZM259 234V233H258ZM46 235V234H45ZM96 235V234H95ZM155 235V234H154ZM23 236V234L21 235ZM25 236V235H24ZM75 236V235H74ZM98 236V235H97ZM143 236V237H142ZM180 236V235H179ZM24 238V237H22ZM28 238V237H27ZM30 238V236H29ZM94 238V237H93ZM106 236H105V240H106ZM152 238V237H151ZM158 238V237H157ZM263 238V237H261ZM109 239V238H108ZM153 240L155 238H152ZM27 240V239H26ZM109 240V241H111ZM152 240V242H153ZM177 240V239H176ZM102 241V240H101ZM151 243V239L149 240ZM148 241V242H149ZM170 241L168 240L165 242V244H154V246L156 245V247L152 250L147 249L149 252H162L166 249V247L168 248V246L170 245ZM256 241V240H255ZM24 242V241H22ZM77 242V241H76ZM104 242V240H103ZM108 242V240H107ZM159 242V241H158ZM252 241H250L251 244ZM257 242V241H256ZM74 243V241H73ZM85 243V242H83ZM173 244V243H172ZM253 244V243H252ZM84 246V244H82ZM108 245V244H107ZM141 245V244H140ZM249 245V244H248ZM252 246V245H251ZM256 246V244L254 245V247ZM259 249H261L260 252H262L264 250V238L261 240H258V245ZM81 247V246H79ZM148 247V246H147ZM146 247V248H147ZM248 247V246H247ZM250 248V247H249ZM252 248V247H251ZM79 249V248H78ZM151 249V248H150ZM257 247H256V251H257ZM86 250V249H85ZM103 250V249H102ZM243 250V249H242ZM253 250V249H252ZM81 251V250H79ZM254 252V251H253ZM259 252V250H258ZM264 252V251H263ZM76 253V252H75ZM232 253V252H231ZM229 254V253H228ZM260 254V253H259ZM227 255V254H226ZM237 255V254H236ZM261 255V254H260ZM257 256V255H256ZM76 257H78L76 255ZM71 258V259H70ZM252 258V257H251ZM259 258H261L259 256ZM224 259V258H223ZM260 260V259H258ZM7 261V260H6ZM12 262V261H11ZM14 262V261H13ZM17 262V261H16ZM20 262V263H21ZM221 262V261H220ZM250 262V261H249ZM258 262V261H257ZM255 262V263H257ZM8 263V261H7ZM246 263V262H245ZM254 263V262H253ZM11 264V263H10ZM23 264V263H22ZM260 264V263H259ZM264 264V263H263Z\"/></svg>",
    "mask_w": 264,
    "mask_h": 264
}]
</instances>
